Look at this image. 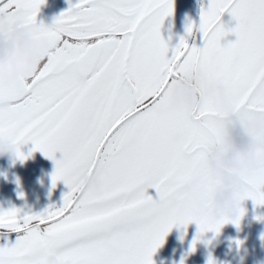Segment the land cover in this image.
Returning a JSON list of instances; mask_svg holds the SVG:
<instances>
[{
	"label": "snow or ice",
	"instance_id": "1",
	"mask_svg": "<svg viewBox=\"0 0 264 264\" xmlns=\"http://www.w3.org/2000/svg\"><path fill=\"white\" fill-rule=\"evenodd\" d=\"M45 3L0 0V17L8 18L0 36L24 19L19 30L40 42L42 57L31 76L0 81V141L14 144L21 163L37 151L51 160L50 194L61 182L66 191L39 212L0 208V264H154L174 227L196 225L194 252L211 242L202 240L206 233L219 234L228 223L239 230L245 201L264 206L260 163L230 170L243 181L237 215L211 214L225 185L212 179L208 160L226 151L227 139L207 91L213 82L226 86L231 124L264 119V0H207L199 24L189 21L175 45L161 34L173 0H67L50 25L37 19ZM226 13L234 25L222 21ZM194 31L202 47L188 43ZM198 73L204 103L191 113L167 110L177 85ZM249 133L264 141V132ZM85 175L101 187L83 189ZM207 264H216L211 254Z\"/></svg>",
	"mask_w": 264,
	"mask_h": 264
},
{
	"label": "clouds",
	"instance_id": "2",
	"mask_svg": "<svg viewBox=\"0 0 264 264\" xmlns=\"http://www.w3.org/2000/svg\"><path fill=\"white\" fill-rule=\"evenodd\" d=\"M0 23L7 27V16L0 17ZM26 21H15L16 31L9 39L8 36H0V81L10 83L20 76H31L37 72L42 64V57L37 47L39 41L28 32L19 30ZM203 81V74L198 73L191 79L179 83L174 90L171 102L167 110H182L191 113L204 101L200 98V90L197 83ZM210 95L215 96L217 109L221 119L216 123L217 130L226 133L227 149L223 153L217 152L208 160L212 179L222 181L225 188L218 192L212 202L211 214L217 218L224 215L236 216L237 203L235 193L243 187V181L238 173L231 169L242 170L264 163V141L252 136L249 129L256 132H264V119L259 117L249 119L246 126L234 125L226 119L231 114L227 88L222 83H211L207 89ZM176 139L183 140L184 134L180 133ZM15 146L10 141H0V157L13 158ZM81 187L87 189H99L101 181L90 175L83 177Z\"/></svg>",
	"mask_w": 264,
	"mask_h": 264
},
{
	"label": "rangeland",
	"instance_id": "3",
	"mask_svg": "<svg viewBox=\"0 0 264 264\" xmlns=\"http://www.w3.org/2000/svg\"><path fill=\"white\" fill-rule=\"evenodd\" d=\"M174 2V12L172 15V27H175L176 17L180 18V32L179 35L182 34L183 30L185 29L186 24L191 20L192 16V8L194 7L193 13L195 8L199 12L200 16V9L201 5L207 4V0H173ZM66 5H68L66 3ZM63 5V6H66ZM48 8L40 9L39 13L42 11H47ZM51 12V11H50ZM175 15V17H174ZM198 16V20H199ZM193 18V16H192ZM222 21L228 25H234V21L231 20V17L226 14ZM167 22V21H166ZM170 27V25L165 26V21L161 29V34L163 38L168 41L170 39V44H173L175 34L174 32L166 30V32H162L163 29ZM14 33L12 32L11 35L8 36L10 39ZM182 36H185L183 34ZM181 36V37H182ZM201 35L197 32L196 38L193 42L196 43L198 40L200 41ZM234 36H229L228 40H234ZM31 148V144L22 146L21 150L25 153ZM51 161V160H50ZM14 157H0V170H8L14 166ZM48 159L44 158L40 162L36 164V166L24 171L22 174L17 176L12 182H8L3 186H0V208L7 209L10 206L16 207H25L27 209H31L33 205L37 202L42 203L45 206V201L47 202L48 195L45 194L46 191L50 190V186L48 183L49 180H45V186H40L35 182L36 178L46 177L48 173ZM19 180V186L17 185L16 181ZM45 189H41L44 188ZM42 190V191H41ZM65 187L63 183H58L57 187L54 189V199H58L62 193L64 192ZM18 192H23L24 198H18ZM45 196H44V195ZM44 196V197H43ZM37 197V199H35ZM47 204H50L47 202ZM243 207L246 209L245 215L242 217L240 221L239 230L234 228L235 235L233 238L226 239L224 246H225V257L228 258V254L230 255V264H264V239H261V236L264 235V221H258L255 217L257 216H264V206L254 207L251 200H247L243 203ZM32 210V209H31ZM254 214H250L253 212ZM175 230V228H174ZM184 230L174 232L175 234L183 233ZM204 236H211L212 233H206ZM16 237V236H14ZM4 238L3 235L0 233V239ZM214 238V237H213ZM241 241L242 243L237 246L235 241ZM5 243V240H0V244ZM200 244H205L203 242L197 243L195 253H198V256H202L200 251ZM211 246V243L205 244ZM211 249V247H207V249ZM188 253L189 252L188 250ZM191 258V257H190ZM189 258V259H190ZM204 256H202V260ZM190 264V263H189Z\"/></svg>",
	"mask_w": 264,
	"mask_h": 264
},
{
	"label": "flooded vegetation",
	"instance_id": "4",
	"mask_svg": "<svg viewBox=\"0 0 264 264\" xmlns=\"http://www.w3.org/2000/svg\"><path fill=\"white\" fill-rule=\"evenodd\" d=\"M66 3H67V0H46V3L43 6H41L40 9L48 8V10L42 11L41 13L38 14V17H37L38 22L42 21L45 25H50L52 23L53 19L68 7V5H66ZM63 5H66V6H63ZM192 9L194 10V7ZM193 10H192L193 18L191 16L190 21H192L198 25L199 24V20H198L199 12L197 11V8H195L194 13H193ZM226 14H224V16L222 18H224L226 16ZM174 17H175V15H174ZM178 19H180V18L176 17V20H175L176 22H174L175 27H172V25H171L172 21H173L172 16L167 18L165 20V26L170 25V27L165 28L162 31L165 33L166 30L168 29V31L174 32V34H175L174 41H173L174 45L176 43H178L179 38L183 34H185V29H184L182 34L179 35L180 23H179ZM196 35H197V32L194 31V33L191 36L187 37L188 43L190 45L193 44V42L196 38ZM194 44L197 47H202L203 46L202 39L200 41L198 40ZM57 157L59 158V154H57ZM44 158L45 157H42L39 161H37L30 168L36 166V164L38 162H40L41 160H43ZM14 161H15V163H14V166L12 168H10L8 170H0V172H3V171L6 173L15 172V170H17L19 168V166H18L19 160H14ZM48 167H49L48 168L49 170H48L46 177L42 176L40 178L35 179V182L37 184H39L40 186H45V184H46L45 180L50 181V174L53 171V163L49 159H48ZM30 168H28V169H30ZM28 169H26V170H28ZM26 170H24V171H26ZM23 172L18 173L16 175H13L12 178L9 179L8 181L1 182L0 186H3L4 184H6L8 182H12L17 176H19ZM46 186H51L50 182ZM41 189L43 190V189H45V187L41 188ZM65 191H66V189L64 190V192ZM53 193H54V189L51 190V194H50V190L45 192V194L48 195L47 202L59 203L62 195L56 200V199H54ZM150 193H151V190H150ZM35 199H37V197H35ZM47 202L46 201L44 202L45 206L40 202L35 203L33 205V207L31 208L32 211L39 212V211L43 210L46 206L49 205V204H47ZM250 214H254V211L250 212ZM174 228L167 234V236L165 237L163 245L157 249L155 255L153 256L154 264H180L181 258H184V264H189V263L190 264H207L209 254H211V256L215 260L216 264H230V255L228 254V258L225 257V255H224V253H225L224 243H225L226 239L230 240L235 235V231H234L235 226L233 224H231V223L225 224L221 228L219 234L214 235L212 233V237L211 236H203L202 237V240L211 241L210 242L211 246L205 245V244H200L199 250L200 249L202 250V251H200V253L202 254V256H204L203 260H202V256H198L199 252L198 253L192 252V254L188 253L190 244H191L193 237L195 236V233H196V225L195 224H189L187 226L186 230L184 228H175V230H174ZM181 230H184L183 233H178V234L174 233V232L177 233V231H181ZM0 233H1V235L4 236V230L3 229H0ZM14 236H16L15 233H9L7 235V240L14 241L15 240ZM0 240H5V237L1 238ZM207 247H211V249H209V248L207 249Z\"/></svg>",
	"mask_w": 264,
	"mask_h": 264
},
{
	"label": "water",
	"instance_id": "5",
	"mask_svg": "<svg viewBox=\"0 0 264 264\" xmlns=\"http://www.w3.org/2000/svg\"><path fill=\"white\" fill-rule=\"evenodd\" d=\"M44 157L39 151L32 153V155L26 159L23 163L19 161V168L13 173L0 172V183L3 181H8L13 175L23 172L24 170L33 166L37 161Z\"/></svg>",
	"mask_w": 264,
	"mask_h": 264
}]
</instances>
